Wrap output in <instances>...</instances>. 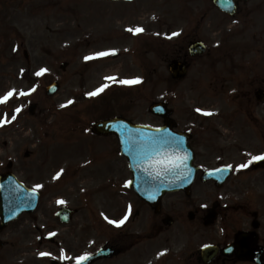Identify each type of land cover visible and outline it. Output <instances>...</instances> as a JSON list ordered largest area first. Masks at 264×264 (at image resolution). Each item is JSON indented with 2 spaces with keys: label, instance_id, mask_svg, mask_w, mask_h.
Returning a JSON list of instances; mask_svg holds the SVG:
<instances>
[{
  "label": "rangeland",
  "instance_id": "1",
  "mask_svg": "<svg viewBox=\"0 0 264 264\" xmlns=\"http://www.w3.org/2000/svg\"><path fill=\"white\" fill-rule=\"evenodd\" d=\"M181 1L183 4L179 0L108 4L83 0L76 7L68 6L72 0H0V97L15 89L6 103H0V118L11 121L0 125V174L10 161L12 172L40 192L37 207L20 215L0 233L3 243L0 264H53L51 260H58L54 253L57 248L63 250L69 264L97 246L103 238L101 216L109 215L104 211H108L106 198L101 199L98 190L105 189L109 180L106 190L114 197L108 206L119 210L117 214L130 207L126 206L127 200L133 206L136 202L140 210L147 208L131 192H117L128 168L125 159L116 154L118 149L113 148L116 139L110 135L98 139L91 132L90 124L110 109L115 108L123 118L134 122L161 125L162 119L147 109L150 102L162 100L181 128L192 123L187 118L190 113L193 121L197 116L207 117L203 118L207 123L204 126L217 127L220 136L215 145L206 146L201 144L202 140L195 144L196 150L206 147L209 150L200 159L203 165L213 166L216 158L225 163L228 159L243 163L263 149L258 146L264 141V131L257 133L255 126L264 127V101L257 102L254 91L264 89V2L251 0L254 20L234 27L231 20L214 8ZM69 7L82 16L79 26L80 17L65 16ZM119 8L122 14L117 12ZM196 8L208 12L200 35L207 41L209 52L192 61L184 80L169 85L167 59L173 46L193 30L194 23L201 21ZM184 12L187 15L181 14ZM136 23L154 29L155 34L126 31ZM212 24H216L217 31L213 34ZM173 32L180 34L172 37ZM165 42H170V46L165 47ZM253 46L259 47L258 55ZM24 49L29 61L23 56ZM101 51H108L109 55L84 60L85 56ZM62 64L66 66L64 71L60 68ZM40 68L47 71L36 76ZM107 76L116 79L105 80ZM136 77L140 78L139 83H119L121 79ZM53 80L59 84V90L47 97L44 88ZM105 83L109 86L96 96L85 95ZM34 86L35 91L20 95ZM70 99L73 104L59 107ZM233 100H240V109L234 108ZM31 104L37 106L34 114L28 112ZM18 107L21 111L15 113ZM197 108L203 111L197 112ZM244 110L249 112H237ZM206 111L212 115H205ZM231 111L237 112L236 117L230 115ZM14 114L16 119L11 120ZM240 126H245L244 130L239 131ZM57 172L61 173L59 177ZM261 175L253 170L237 198L252 193L238 201L263 216ZM102 180L106 183L100 184ZM200 182L198 177L194 180L193 192L188 196L176 192L162 200L163 207L178 213L180 223H189L183 213L186 207L211 206L208 201L217 193L226 195L222 201H229L230 197L237 200L226 184L219 190L220 187L215 189L212 185V188L209 182ZM37 184L42 187L35 188ZM243 192L247 193L241 195ZM63 204L76 210L68 224H62L54 215ZM228 216L234 224H243L249 214L246 208L230 209ZM65 251L71 253L66 256ZM41 252L50 255L40 256Z\"/></svg>",
  "mask_w": 264,
  "mask_h": 264
},
{
  "label": "flooded vegetation",
  "instance_id": "2",
  "mask_svg": "<svg viewBox=\"0 0 264 264\" xmlns=\"http://www.w3.org/2000/svg\"><path fill=\"white\" fill-rule=\"evenodd\" d=\"M187 1H194V3L196 2V7L197 5L201 4V6L211 7L215 9L212 0ZM250 1L251 0H234L236 7L235 13L229 15L219 11L220 15L224 18H227L228 20H231L232 23H235L234 27L240 26L238 23L243 24L246 20L248 22L253 21V11L250 9ZM259 1L264 2V0H254L253 3ZM205 2H207L206 5ZM196 11L198 15H200L201 21L199 23H194L192 26L193 30H189L187 32V36H185L184 39L178 43V45L173 46L171 57H169V60L178 59L185 61L188 64V70L189 68H191L192 61L200 57L188 56V44L191 41L197 39H201L205 44L207 43L205 38L200 34L202 33L203 28L202 21L204 20V18H206L208 12L206 9L198 11L197 8L195 12ZM182 21L186 20L182 19ZM252 25L253 24H250V27ZM211 28H216V24H212ZM210 32L211 34H213L217 31H215L214 29ZM252 39L254 41H257L255 39V36H253ZM170 44V42L164 43L165 47L170 46ZM151 46H153V43L151 44ZM174 47H176L175 50H173ZM249 49L250 47L246 49L245 54L248 53ZM258 49L259 47L253 46V50L256 55H258ZM206 52H209V47L207 48ZM244 64L247 66L246 63ZM244 111L245 112H237H239L240 114L249 112L247 110ZM237 112L231 111L230 115L234 116L235 114H237ZM226 113L227 112H224V114ZM187 118L188 120L193 121L194 116H189ZM203 118L205 119V117H197V119L192 122L197 125H189V127L187 128L179 127V121L174 119L175 129L189 133V141L192 144L195 153L194 164L198 166L199 169L196 174L195 180L197 179V177L200 178L202 169H216L220 166L229 164L233 165L232 168H228V174L219 186H217L212 180L206 182H209L208 184L211 187L212 185L215 186V189L216 187H220L219 190H221L222 186L226 184V186L231 189L229 191H232V193L236 195L235 197L237 198V194L240 195L242 189L246 185V183L243 184V182H245V180L249 181L250 173L253 170H256V172L262 173L261 178L263 179H259V182L263 180V183L261 182L262 185L260 191L262 196H264V168H255L253 167L251 162H247V168L238 170L235 166L241 164L242 162L240 163V160L237 161L234 159H228L230 161L225 163L224 161H222V159L216 158L215 164H213V166L203 165L204 163H201L202 161H200V159L205 154H207L209 150L207 149V147L202 151L200 149L196 150V148H194L195 144H200L199 141L202 140L201 144H205L206 146L212 145V143H214L215 145V142L219 139L218 137L220 136V131L217 127L204 126L207 123L203 121ZM244 128V126H240V128L237 129L239 131H242L244 130ZM255 129H257L258 131H264V127L255 126ZM96 136L97 135H95V137ZM109 137H112L113 139L115 138L113 135H110ZM96 138L103 139L105 137L98 136ZM226 139L230 140L231 137H227ZM262 146L263 149L255 155L264 153V143H262L259 148H262ZM113 148L118 149V144L116 142L113 144ZM116 154H119L118 150ZM242 155H244V153ZM112 167H114V165H112ZM124 176L125 178H122L120 187L117 189V192H131L124 186V184L126 185V181L128 177H130V174L127 172V175L125 174ZM110 181L111 180H109L107 183L105 182V180L100 181V184L106 183V186L105 189L100 188L98 190L101 195L100 198H106V206L108 207V211H104L109 212V215L104 214L101 216L102 221L104 222L100 229L103 238L97 246L93 247V249L90 248V250L86 253L91 254L96 249L103 247L109 248L107 252H111V255L94 261L92 264H250V261L242 260V258L240 259L241 255L240 253H238V248L236 246H234V248L227 247L234 244L236 236L239 233L251 232L253 230L252 226H255V232L253 235L254 244L260 246L264 250V232L261 233V228L264 230V215L261 216L259 212L254 210L251 212L249 207L242 205V202L238 201L239 199L244 200L245 197H250L252 193L243 192L241 195H245L246 193L247 194L243 197L241 196L240 198H237V200H232V198L230 197L229 201H222L221 199L225 198L226 195L223 193H221V195H217V193L208 201V205L211 204V206H198L199 208H197L196 205L192 206L191 204L190 207H186L183 213L187 215V220L189 221V223H180V220H177L176 217L178 216V213L174 212V209H171V212L169 208L163 207L162 201L161 206L158 209L151 207L144 202L147 208H143L142 210H140L136 205V202L135 206H133L131 204L133 202L131 200H127L126 206L130 207L125 208L121 213L117 214L119 210L116 211L115 207L108 206V203L111 201L110 199L114 197L112 196L111 192L106 190ZM200 183H202V181ZM193 187L194 183L190 188L189 194H186L182 191L178 193L188 196L193 192ZM237 201L239 203H237ZM214 204H216V208L212 212H210V209ZM244 208L247 209L249 216H251V219L248 216V220H243V224H234L230 220L231 218L228 216V212L230 211V209H232L233 211H237L243 210ZM262 208L264 211V205L262 206ZM105 217H107V219ZM125 217H127V219H124ZM122 219L124 220V223L120 226L109 223L110 220L120 221ZM90 220H92V218H90ZM215 221L217 222L215 223ZM210 225L214 226V228L208 227ZM186 226H189V228H187ZM204 234L206 238H204ZM205 245L217 247V253L213 255L214 250H212V253L211 251H209L207 253L208 255L204 257L202 250ZM61 251L62 250L60 248H57L56 251H54V253L58 257V261L55 264H68L67 262L69 261L61 259ZM70 253L71 251L64 252L66 256ZM160 253L163 254L158 255ZM204 259L208 261L204 262ZM76 262L77 260L75 262H70L69 264H76Z\"/></svg>",
  "mask_w": 264,
  "mask_h": 264
},
{
  "label": "water",
  "instance_id": "3",
  "mask_svg": "<svg viewBox=\"0 0 264 264\" xmlns=\"http://www.w3.org/2000/svg\"><path fill=\"white\" fill-rule=\"evenodd\" d=\"M221 8L232 7V0H214ZM204 47L199 43L190 46L191 54L201 53ZM65 65L62 66L64 68ZM169 70L174 78H181L186 73V66L183 63L172 61ZM58 90L56 82L45 88L47 95H52ZM258 100L264 98V92L257 93ZM34 106L30 107L32 111ZM150 111L167 118L170 110L166 109L164 103L155 102L151 104ZM166 125L159 129H151L145 126H135L121 118H114L97 122L93 130L97 134L116 133L121 145V153L127 157L133 178L130 187L150 205L157 207L162 195L170 191L185 189L189 191L191 182L194 179L196 168L192 165L193 154L187 143V136L175 133L169 128L171 123L166 119ZM167 156L180 157L178 168L169 171H161L163 165L156 161ZM264 160L256 165H263ZM211 177L210 172L202 176V179ZM38 202V193L27 189L14 175L9 172L0 175V230L10 221L14 220L23 211H32ZM72 211L61 207L56 216L60 222L66 223L70 220ZM1 245V244H0ZM244 247V245L242 244ZM248 248V247H245ZM243 248V249H245ZM252 249V247H250ZM246 250V249H245ZM104 251H98L87 260L79 264H90L95 259L105 255ZM258 256V257H257ZM257 256L246 257L259 264H264L262 252Z\"/></svg>",
  "mask_w": 264,
  "mask_h": 264
},
{
  "label": "snow or ice",
  "instance_id": "4",
  "mask_svg": "<svg viewBox=\"0 0 264 264\" xmlns=\"http://www.w3.org/2000/svg\"><path fill=\"white\" fill-rule=\"evenodd\" d=\"M126 31L132 33V34H139V33H142L144 31V29L142 27H135V28H132V27H129L126 29ZM180 33L179 32H173L171 33V36L172 37H175V36H178ZM15 50V49H14ZM111 51H115V50H111ZM109 55V52L108 51H101V52H97V53H94V54H91V55H88V56H85L84 57V60H90V59H93V58H100V57H104V56H107ZM23 71V69L21 70ZM47 71L46 68H40L36 73L35 75L36 76H40L42 75L43 73H45ZM105 80H115L116 77L114 76H107L104 78ZM140 82V78L139 77H136L134 79H121L119 80V83L120 84H136V83H139ZM109 85L108 84H101L99 87H97L94 91H90V92H87L85 93V95L89 96V97H94L96 96L98 93L102 92L105 88H107ZM35 91V86L32 88V89H29L28 92H24V91H21L20 92V95L21 96H24V95H28L30 94L31 92ZM15 92V89H12V90H9L8 92H6L2 97H0V103H6L9 98H11L13 96V93ZM74 101L73 100H68L65 104H61L59 105V107L61 108H64L68 105H71L73 104ZM21 111V109L18 107L14 110L15 113H19ZM197 112H202L203 110L202 109H199L197 108L196 109ZM205 115H212V113L210 111H206L204 112ZM16 119V115H12L11 117V120H15ZM11 121L10 120H7V119H3V118H0V125H3V124H6V123H10ZM180 161L182 163V158L176 156V157H173V156H167L165 157L164 159H161V160H158L156 161V163L160 164V165H163V167L161 168V171H169L171 169H175V168H178L179 167V164L176 163V161ZM251 160H264V153H261L260 155H255V156H252L251 157ZM251 161H249L248 163H250ZM248 163H241V164H238L236 165L235 167L239 170V169H244V168H247L248 167ZM233 165H225V168H232ZM63 170H61L62 172ZM214 171H221V169H215ZM60 172H57L56 176L59 177L60 176ZM42 187V185H35V188H40ZM60 203H63V201H60ZM107 219V217H105ZM124 219H127V217H125ZM109 223H112V224H115L117 226H120L121 224L124 223V220H120V221H112L110 220ZM49 235H54V233H49ZM205 247H207V245H205ZM166 251V250H165ZM163 253H160L158 255H161ZM40 256H46V255H50V253H44V252H41L39 253ZM89 257V254L88 253H84L78 257H76V260H77V264H79V262L81 261H85L87 260ZM61 259H67V257H65L63 255V250L61 251Z\"/></svg>",
  "mask_w": 264,
  "mask_h": 264
},
{
  "label": "bare ground",
  "instance_id": "5",
  "mask_svg": "<svg viewBox=\"0 0 264 264\" xmlns=\"http://www.w3.org/2000/svg\"><path fill=\"white\" fill-rule=\"evenodd\" d=\"M130 184V183H129Z\"/></svg>",
  "mask_w": 264,
  "mask_h": 264
}]
</instances>
